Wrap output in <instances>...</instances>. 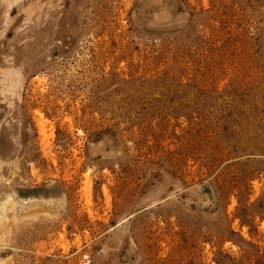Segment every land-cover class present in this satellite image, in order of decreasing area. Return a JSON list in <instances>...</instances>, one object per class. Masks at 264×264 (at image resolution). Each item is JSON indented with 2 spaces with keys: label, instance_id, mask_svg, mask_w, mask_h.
Here are the masks:
<instances>
[{
  "label": "rangeland",
  "instance_id": "1",
  "mask_svg": "<svg viewBox=\"0 0 264 264\" xmlns=\"http://www.w3.org/2000/svg\"><path fill=\"white\" fill-rule=\"evenodd\" d=\"M37 1L0 36V195L45 213L2 257L264 264V0Z\"/></svg>",
  "mask_w": 264,
  "mask_h": 264
},
{
  "label": "bare ground",
  "instance_id": "2",
  "mask_svg": "<svg viewBox=\"0 0 264 264\" xmlns=\"http://www.w3.org/2000/svg\"><path fill=\"white\" fill-rule=\"evenodd\" d=\"M43 6H44V4H42V6H40L38 4L37 0H0V13L2 12L1 18H0V32H4V30H5V32H4L5 34L2 35L0 33V36L6 37L7 36V34H6L7 29L12 27L13 28L12 29V34H13L12 37L16 38L18 42H21L24 44L25 42H23L24 41L23 39H25V37H27L29 32L34 30L33 28L28 27L29 24L32 22L31 21L32 16L36 15V13L38 11L41 12L42 9L40 10L39 7H43ZM12 8L15 11V15H14L15 17H12V15L10 14V12L12 11ZM38 15H40V14H38ZM37 19L39 20V18H37ZM33 27H35V25ZM2 38H4V37H2ZM28 39H26V40L29 41ZM5 40L3 42H6V43L11 42V41H8V40L5 41ZM31 40H33V39H31ZM0 42H2V41H0ZM13 44L14 43H10V47ZM3 62L9 63V66L6 65V67H8V71L11 73V79L9 80L10 82L8 84V87L11 90H13L17 84V77L20 74H24V71L27 70V64L23 60V56L21 53L20 54L18 53L16 58H14V59L7 58L6 61H3ZM12 63L14 65L13 68H12ZM0 96L5 98L6 94L0 92ZM7 105H9V104H7ZM8 107L9 106H7V108ZM11 176H13V175H11ZM13 177H15V176H13ZM2 178H0L1 183H2ZM8 182L11 183L12 180H10ZM3 185H4V183H3ZM0 188H3V187H0ZM85 191H86V189H85ZM88 191L89 190H87L86 192H88ZM86 194H88V193H86ZM41 205L39 204V201L36 198L30 199V200L20 199V197H18L16 195V191L14 189H10L9 192L5 191V192L1 193V195H0V249H4V247L6 248L7 243L14 236L15 229L17 228V226L19 224H21L23 222H29V220L31 221L36 216H38V215L41 216L42 214L45 213V210H44L45 206L42 205L43 206L42 207ZM46 210H47V208H46ZM47 214H48V212H47ZM14 250H16V249H14ZM1 254L2 253H0V264H9V260H7L9 258L8 257L6 258L5 256L2 257ZM10 264H12V263H10Z\"/></svg>",
  "mask_w": 264,
  "mask_h": 264
}]
</instances>
